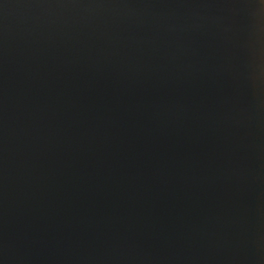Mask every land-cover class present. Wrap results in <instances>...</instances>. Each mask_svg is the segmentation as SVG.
Masks as SVG:
<instances>
[{"label":"water","instance_id":"1","mask_svg":"<svg viewBox=\"0 0 264 264\" xmlns=\"http://www.w3.org/2000/svg\"><path fill=\"white\" fill-rule=\"evenodd\" d=\"M0 264H264V0H0Z\"/></svg>","mask_w":264,"mask_h":264}]
</instances>
